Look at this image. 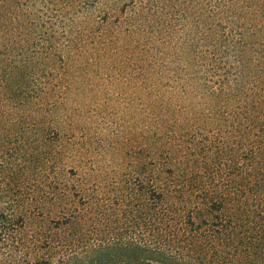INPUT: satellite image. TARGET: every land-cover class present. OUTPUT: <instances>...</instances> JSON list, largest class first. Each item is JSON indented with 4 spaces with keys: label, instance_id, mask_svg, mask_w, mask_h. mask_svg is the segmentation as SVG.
Wrapping results in <instances>:
<instances>
[{
    "label": "trees",
    "instance_id": "trees-1",
    "mask_svg": "<svg viewBox=\"0 0 264 264\" xmlns=\"http://www.w3.org/2000/svg\"><path fill=\"white\" fill-rule=\"evenodd\" d=\"M92 9L105 23L118 13L155 51L161 77L145 83L155 145L146 147L167 170L131 205L144 231L127 256L116 246L115 256H71L59 229L31 247V213L16 207L0 210L2 252L11 241L20 261L35 256L28 264H264V0H0V98L20 130L57 131L43 78L59 48L77 44L74 32L86 39L92 20L79 15ZM100 23L93 34L119 30Z\"/></svg>",
    "mask_w": 264,
    "mask_h": 264
},
{
    "label": "rangeland",
    "instance_id": "rangeland-1",
    "mask_svg": "<svg viewBox=\"0 0 264 264\" xmlns=\"http://www.w3.org/2000/svg\"><path fill=\"white\" fill-rule=\"evenodd\" d=\"M116 15L105 23L102 13L83 11L79 19L92 20V30L88 27L84 40L74 32L77 44L61 46L53 57L43 78V102L56 110L57 131L42 126L20 130L16 112L0 98V210L31 213V230L24 232L31 247L37 235L59 229L61 240L72 244L65 253L82 260L111 255L109 246L119 250L116 256L128 255L124 246L144 231V220L132 216L131 205L167 170L146 147L155 145L150 137L157 112L149 107L151 87L145 83L152 79L147 76L160 78L161 69L150 62L156 55L147 34H132L128 25L114 20ZM93 19L100 27L105 23L103 28L117 25L119 30L113 36L93 34ZM219 120L211 118L214 124ZM151 202L155 206L157 199ZM2 246L0 264L34 261L35 256H22L23 262L12 256L17 250L11 241L7 255Z\"/></svg>",
    "mask_w": 264,
    "mask_h": 264
}]
</instances>
